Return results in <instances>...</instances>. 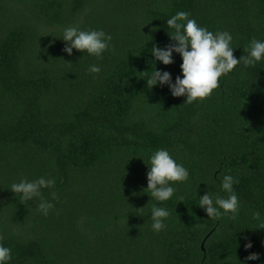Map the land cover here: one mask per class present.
<instances>
[{"label":"trees","instance_id":"obj_1","mask_svg":"<svg viewBox=\"0 0 264 264\" xmlns=\"http://www.w3.org/2000/svg\"><path fill=\"white\" fill-rule=\"evenodd\" d=\"M0 264H264V0H0Z\"/></svg>","mask_w":264,"mask_h":264}]
</instances>
